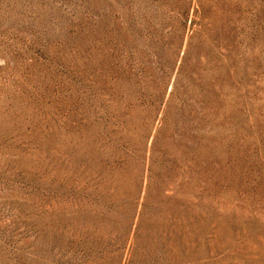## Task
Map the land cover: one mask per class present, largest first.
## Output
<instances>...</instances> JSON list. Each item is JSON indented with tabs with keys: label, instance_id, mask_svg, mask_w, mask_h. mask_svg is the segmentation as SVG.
Segmentation results:
<instances>
[{
	"label": "rangeland",
	"instance_id": "1",
	"mask_svg": "<svg viewBox=\"0 0 264 264\" xmlns=\"http://www.w3.org/2000/svg\"><path fill=\"white\" fill-rule=\"evenodd\" d=\"M0 264H264V0H0Z\"/></svg>",
	"mask_w": 264,
	"mask_h": 264
}]
</instances>
